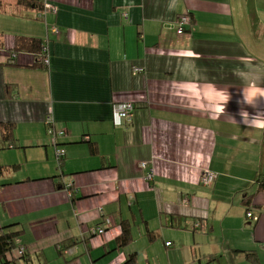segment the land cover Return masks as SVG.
Returning a JSON list of instances; mask_svg holds the SVG:
<instances>
[{
	"label": "crops",
	"instance_id": "0c3cea01",
	"mask_svg": "<svg viewBox=\"0 0 264 264\" xmlns=\"http://www.w3.org/2000/svg\"><path fill=\"white\" fill-rule=\"evenodd\" d=\"M0 1V122L14 124L35 166L0 178L9 184L0 187V227L19 224L31 264L32 256H65L57 249L65 244L88 264L139 256L115 249L122 221L143 241L156 231L192 239L202 252L191 264L232 255L238 263L242 251L263 250L264 128L245 125L240 113L264 114V98L253 107L242 95L255 91L251 81L264 89V0H32L54 10ZM185 13L192 21L179 35ZM16 36L44 40L48 66L31 53L12 56ZM4 83L17 88L14 100H5ZM120 102L134 111L115 126ZM49 116L54 132L64 131L55 140ZM55 144L65 153L60 164ZM141 162L154 172L150 183ZM205 170L217 176L212 188L199 184ZM249 201L256 224L245 218ZM102 215L110 228L89 236ZM176 257L168 264H180Z\"/></svg>",
	"mask_w": 264,
	"mask_h": 264
},
{
	"label": "trees",
	"instance_id": "16d2710c",
	"mask_svg": "<svg viewBox=\"0 0 264 264\" xmlns=\"http://www.w3.org/2000/svg\"><path fill=\"white\" fill-rule=\"evenodd\" d=\"M19 6L26 7L29 9H38L41 10L42 8L47 10L44 5L41 3L38 4L36 1L32 0H19ZM6 9V5L0 1V12H4ZM41 15V13L39 14ZM46 44V43H45ZM44 40L35 39L32 37H25V36H16L15 37V46L10 50L12 56L16 53H31L38 57L39 63L43 67H47L48 64L44 63V60L49 57L47 49L45 47ZM0 44V48H1ZM49 60V58H48ZM12 61V58H11ZM40 65V66H41ZM4 97L5 100L10 101L14 100L17 97V88L11 84L4 83L3 85ZM45 127L48 129V124H46V120H44ZM121 126V125H120ZM14 124L9 122H0V142L1 147L11 149L15 147V138H14ZM89 152L91 155H96L98 153L97 148L94 144L90 143L89 145ZM150 166L148 165V168ZM148 168L146 172H148ZM18 170V165H7V166H0V178H5L10 174H13ZM4 185H9L7 182L0 183V187ZM259 191L262 190V186H259ZM249 202H246L247 205L246 213L252 216L250 220L252 223H257L260 219V214L257 212H252L249 207ZM245 213V215H246ZM103 218L106 217L102 215ZM102 218V221H103ZM255 218V220H254ZM101 221V223H103ZM100 225V224H99ZM111 226V225H110ZM110 226L108 228H110ZM121 233L117 237L115 241V249L122 250L125 249L131 242H132V235L130 229V223L128 221H122L120 223ZM198 228V227H197ZM23 230L20 228L19 224L17 223H10L0 227V264H19L21 261L23 264H28V256H22L21 258H15L14 256H8V254L17 246V240L20 239L22 236ZM147 237L150 241L154 240L155 236H153L150 232H147ZM170 245V244H169ZM65 248L72 247L74 245H63ZM256 251H242L245 259L250 261L253 264H259L258 257L255 253ZM60 254V252L58 251ZM210 257V256H209ZM212 258H215L214 256ZM210 258V259H212ZM208 261H211V260ZM122 264H138L137 261V254L134 252L128 255L125 261Z\"/></svg>",
	"mask_w": 264,
	"mask_h": 264
},
{
	"label": "rangeland",
	"instance_id": "374dc122",
	"mask_svg": "<svg viewBox=\"0 0 264 264\" xmlns=\"http://www.w3.org/2000/svg\"><path fill=\"white\" fill-rule=\"evenodd\" d=\"M189 15V13H185ZM182 15V14H181ZM190 17V15H189ZM191 18V17H190ZM192 21V19H191ZM190 21V22H191ZM23 133V132H22ZM63 136V135H60ZM59 137V135L55 136L54 140ZM23 146V144H20L17 140H15V147L11 149H7L4 147H1L0 142V166H7V165H18V170L13 172L16 176H21L27 173L31 168L35 169V166L32 163H26L25 161V150L23 148H20ZM55 150H59L57 147ZM65 157V153L63 151L60 152V156L58 157V160H56L59 164L61 161H63ZM56 159V158H55ZM58 165V164H57ZM15 177V176H14ZM145 223V222H144ZM138 227L134 226L132 229V242L121 252H134L136 251L139 256H137L138 264H168L167 256H177V261L180 264H183L185 261L186 264L190 263L191 256H196L199 252H202L198 250V246H194L191 244L192 239L189 243V241L186 242V239L184 236H182L181 239H172L170 237H161V234L159 232H155V239L152 241H149L148 237L146 236V239L144 241L139 235ZM163 240H171L173 243L171 248H165L164 247V241ZM183 242H186V244L182 245ZM169 244H171L169 242ZM264 244V243H263ZM201 245V244H200ZM201 247V246H199ZM120 251V250H118ZM256 251V250H253ZM148 253V256H144V253ZM258 257L259 264H264V245L263 250H258V252H255ZM233 256H222V262L223 264H253L250 261H247L245 259V256H242L241 259L242 262H236L233 258ZM33 260L32 263L34 264H88L87 258L88 256H32ZM213 256H205L206 260L208 261ZM216 258V256H214ZM100 262L102 259L100 256H96ZM210 259L213 262V259ZM20 264V263H19ZM28 264H31V262H28ZM90 264V263H89Z\"/></svg>",
	"mask_w": 264,
	"mask_h": 264
},
{
	"label": "built area",
	"instance_id": "2783aa9c",
	"mask_svg": "<svg viewBox=\"0 0 264 264\" xmlns=\"http://www.w3.org/2000/svg\"><path fill=\"white\" fill-rule=\"evenodd\" d=\"M45 8L48 9H52L54 10L50 5L48 4H44ZM191 18L189 17V15L187 14H182L179 15L176 19V33L177 34H182L184 33L186 30L187 25L190 23ZM45 64H49V60L48 58H46L44 60ZM132 114H133V106L130 103H119V104H113L112 105V121L113 124L115 126H120L125 122H130L131 118H132ZM46 124H47V120H46ZM48 134L51 135L53 138H55V136L57 135H63L62 132L58 131V132H54L52 130V128H48ZM60 150H57L55 153V158L56 160H58V157L60 156ZM141 168H148V164L147 163H142L140 164ZM154 177V172L151 168H148V172L146 175V180L147 181H152ZM215 174L211 171L205 170L203 172H201L200 174V183L205 186V187H210L214 181H215ZM71 187L69 185H66L64 187V189L68 192V194H73L72 189H70ZM182 204L184 206H187V201L184 200L182 202ZM101 211V210H100ZM102 213V212H100ZM247 219H252V216L250 214L246 215ZM255 220V218H254ZM104 221V222H103ZM103 223H101L99 226L95 227V228H89V232L91 234V236H97V235H101L105 232V230L111 225V221L109 218L104 217L103 218ZM199 227V224L196 223L195 224V228ZM165 246H169V242L165 243ZM66 254H68V252H65Z\"/></svg>",
	"mask_w": 264,
	"mask_h": 264
},
{
	"label": "clouds",
	"instance_id": "9594fccd",
	"mask_svg": "<svg viewBox=\"0 0 264 264\" xmlns=\"http://www.w3.org/2000/svg\"><path fill=\"white\" fill-rule=\"evenodd\" d=\"M249 88L255 89V91H248V90L243 91L242 92L243 102L250 105V106L256 107L257 99L264 98V89L258 88L255 81H251L249 83ZM229 98L230 97L227 94H224L223 102L226 104L228 102ZM222 110H223V108H221V111ZM240 115L242 116V118H243L242 122L245 125L264 128V114L257 112V114L255 116L250 118L249 113L242 110Z\"/></svg>",
	"mask_w": 264,
	"mask_h": 264
},
{
	"label": "bare ground",
	"instance_id": "6f19581e",
	"mask_svg": "<svg viewBox=\"0 0 264 264\" xmlns=\"http://www.w3.org/2000/svg\"><path fill=\"white\" fill-rule=\"evenodd\" d=\"M120 103H130V104H132V106H133V111H134V105H133V103H131V102H120ZM115 104H119V103H115ZM46 120H47V124H48V126L50 127V128H52V130L53 131H55L56 129L53 127V119H52V117H46ZM60 132H62V134L64 135V131L63 130H60ZM52 137V136H51ZM53 138V137H52ZM54 139V138H53ZM55 148H56V144H55ZM60 150V149H59ZM56 151L57 150H54V155H55V153H56ZM61 151V150H60ZM142 163H145V162H141V163H139L138 164V168L139 169H143V170H146L145 168H141L140 167V164H142ZM215 174V173H214ZM146 175H147V172H146V174H145V180H146ZM215 176H216V174H215ZM216 178H217V176H216ZM216 178H215V181H216ZM153 179H154V177H153ZM147 181V180H146ZM153 181V180H152ZM152 181H147L148 183H150V182H152ZM215 181H214V183L210 186V187H207V188H212L213 186H214V184H215ZM199 184L200 185H202L201 183H200V177H199ZM203 186V185H202ZM205 187V186H204ZM248 214V212L246 213V215ZM246 215H245V218H246V220H251V219H247V217H246ZM97 226H99V225H95V226H92L91 228H95V227H97ZM90 230L88 229V234H89V236H91V234H90V232H89ZM21 241H20V239H18L17 240V246L8 254V256H14L15 258H21L22 256H28L27 255V251H26V248H25V245L24 244H22V243H20ZM57 249H59L58 251L61 253V254H63V255H65V256H73V254H74V251H75V247H72V248H70V249H67V248H65L63 245H61V246H58L57 247ZM62 250H65V252H68V254H66L65 252H63L62 253ZM20 264H23V262L21 261L20 262Z\"/></svg>",
	"mask_w": 264,
	"mask_h": 264
}]
</instances>
